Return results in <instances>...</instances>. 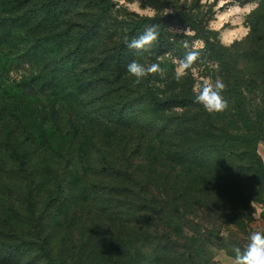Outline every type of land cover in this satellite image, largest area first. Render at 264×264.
<instances>
[{
    "label": "trees",
    "instance_id": "obj_1",
    "mask_svg": "<svg viewBox=\"0 0 264 264\" xmlns=\"http://www.w3.org/2000/svg\"><path fill=\"white\" fill-rule=\"evenodd\" d=\"M93 1L97 9L110 8L109 0ZM139 1L170 11L142 16L126 35L106 41L98 18L90 27L27 37L18 25L28 18L0 13V43L26 45L14 61L42 64L2 89L0 180H8L3 184L18 193L22 208L16 219L4 210L9 229H0V264L215 263L211 249L226 240H217L223 227L246 230L251 202L264 206V161L256 154L264 140V0L246 21L243 66L231 54L238 42L225 48L207 29L211 6ZM59 3H48L45 16ZM153 24L160 34L150 51L166 66L165 76L132 83L126 66L136 50L124 37L136 38ZM197 39L205 46L194 66L226 85L222 112L208 113L193 101L190 72L174 78L172 56L183 57ZM100 44L107 53L102 66L85 68ZM8 60L0 53L2 68ZM94 91L102 95L91 101Z\"/></svg>",
    "mask_w": 264,
    "mask_h": 264
},
{
    "label": "rangeland",
    "instance_id": "obj_2",
    "mask_svg": "<svg viewBox=\"0 0 264 264\" xmlns=\"http://www.w3.org/2000/svg\"><path fill=\"white\" fill-rule=\"evenodd\" d=\"M214 1L215 0H213V2ZM258 1L259 0H242V2L254 4H258ZM50 2L60 3L56 6V11L52 15H50V17H46L43 10L44 8L48 7L47 4ZM90 2L95 1L0 0V13L2 16L5 17H22L24 15V18H28L27 23H22L21 25H18V30L21 31L23 34L27 35V37L39 36L57 31H62L66 28L74 26V24H84L90 27L92 23L96 20V18H98L101 20L102 24V30H100V37L104 39V41L109 40L111 37L118 38L126 35V30L128 26L132 22L137 21L142 17L133 12H128L127 9L123 7L115 9L114 0H109L111 4L110 8L107 9V11L95 8L94 6L90 5ZM139 3L142 8H151L150 6L143 5L140 1ZM181 3L186 6L188 5L185 0H181ZM247 18L245 20L246 24ZM227 26L228 25H226V27ZM172 27L180 29V32H183L184 29L175 25H173ZM246 37L242 41H237L238 43L234 44L231 48V54L234 58H237L239 60L240 66H243L244 60L242 58H239L238 56L241 54L242 50L244 49V46L246 45ZM2 44L3 43H0V53L8 55L9 60L5 63L7 66L6 68H2L0 65V111H4L5 113H7V108H5L4 106L5 94L3 93L2 89L5 86L12 85L15 82H19L25 76H31V74L38 72L39 70H41L42 64L36 63L31 65L27 63H16V61H14L13 58L17 53H19V50L24 48L23 46H26L25 43H19L14 41L12 43H6L3 45ZM101 44L97 46V50L94 52L93 55L88 56V58L84 60L83 66L85 68L91 69L95 67L98 69L102 66L107 53H105L106 51L104 50V46H102ZM134 58L140 60V62L142 63L156 62L154 59V55L151 51L145 52L143 56H137L135 54ZM195 67H197L199 74L202 75L203 67H201L200 64H197ZM128 76L130 77L129 79H131L133 83L134 77H132L130 74ZM101 95V92L98 93L97 91H94L89 98L91 101L98 100V97ZM44 100L45 99H43V101ZM45 103L48 107L49 102L46 100L44 104ZM62 106L65 109L64 105ZM35 107L36 105H34V107L31 109L33 114L37 112V109H35ZM3 135L4 128L0 127V143L3 140ZM33 159L36 162H40L42 160V156H40L39 153H36L34 154ZM3 183L8 184L9 182L8 180H0V199L5 200V203L0 200V229L4 227L8 230L9 227H7L6 220L4 219V210H7L10 213L8 216H12L14 219H16V216L18 218V215L15 212L18 209H21L22 206L20 204V198L18 193L14 190L11 191ZM258 206L264 208L263 205ZM256 230L264 231V218H262L261 215L258 218L254 216L253 220L248 223L246 230L238 229L234 225H226L225 227H223L221 233L218 234L221 236V239L217 240L221 241L223 237H225L226 240H224L218 246L212 247L211 249L213 256H219L220 259L214 261L215 263L210 262V264H231V259L232 257H234V252L232 251L233 246H240L241 248H243V246L247 242L249 234Z\"/></svg>",
    "mask_w": 264,
    "mask_h": 264
},
{
    "label": "clouds",
    "instance_id": "obj_3",
    "mask_svg": "<svg viewBox=\"0 0 264 264\" xmlns=\"http://www.w3.org/2000/svg\"><path fill=\"white\" fill-rule=\"evenodd\" d=\"M200 5L205 11L208 10V6L212 7L214 15L209 20L207 29L217 33L215 39L225 48L231 47L237 41H242L249 34L251 25L246 24L245 20L258 6L254 3L242 2V0H216L215 4H213V0H200ZM121 7L127 9L128 12L147 17H155L158 14L165 15L169 12L168 8L162 11L155 8H142L139 0H114V8ZM226 25L228 26L226 27ZM176 31L180 32L181 30L176 29ZM159 34L158 25L153 24L145 27L144 31L136 38L129 39L128 36H125L124 41L128 48L136 50L137 56H143L145 52H150L153 48ZM183 34L186 36L195 35L187 27L183 29ZM204 46V40L197 39L191 43V49L186 51L183 57L172 56V63L175 65L174 78L180 81L190 72L194 81L192 85L193 101L202 105L208 113H218L228 107V100L223 96L225 83L218 76L213 81L211 76L200 75L197 67L194 66V62L200 56L198 49H202ZM183 47L189 49V41H183ZM169 55L171 54L169 53ZM160 59L162 57L157 55V60ZM208 67L217 69L219 64L218 62H209ZM126 68L127 72L134 77L133 83L136 84L153 73L159 74L163 79L167 70L166 66H162L160 63H142L135 58L127 64ZM256 154L264 161V140L257 141ZM251 204L254 209L253 215L258 218L264 212V208L258 206L254 200ZM232 251L234 257L231 259V264H264V231L251 232L243 248L233 246ZM212 259L216 261L220 257L214 255Z\"/></svg>",
    "mask_w": 264,
    "mask_h": 264
},
{
    "label": "water",
    "instance_id": "obj_4",
    "mask_svg": "<svg viewBox=\"0 0 264 264\" xmlns=\"http://www.w3.org/2000/svg\"><path fill=\"white\" fill-rule=\"evenodd\" d=\"M217 239H221V236H220V235H218V236H217Z\"/></svg>",
    "mask_w": 264,
    "mask_h": 264
}]
</instances>
